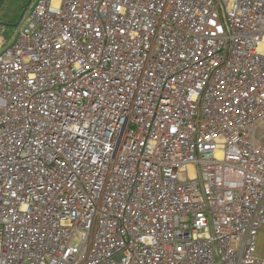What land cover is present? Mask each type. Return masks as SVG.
Instances as JSON below:
<instances>
[{
    "label": "built area",
    "instance_id": "obj_1",
    "mask_svg": "<svg viewBox=\"0 0 264 264\" xmlns=\"http://www.w3.org/2000/svg\"><path fill=\"white\" fill-rule=\"evenodd\" d=\"M262 124L264 0H37L0 56V264H264Z\"/></svg>",
    "mask_w": 264,
    "mask_h": 264
},
{
    "label": "rangeland",
    "instance_id": "obj_2",
    "mask_svg": "<svg viewBox=\"0 0 264 264\" xmlns=\"http://www.w3.org/2000/svg\"><path fill=\"white\" fill-rule=\"evenodd\" d=\"M37 0H34L31 7L28 9L24 19L21 21V23L18 26H15L13 28H8V27H3L1 30L2 32L0 33V56L9 48L11 47L17 40L18 38V34L20 32V30L22 29L23 23L25 22V18L27 16V14L29 13V11H31V9L33 8V5L35 4ZM23 4V0H17L16 4H14L13 6V10L14 9H18L20 6H22ZM223 9H221L222 11ZM23 13V12H22ZM22 16V14H21ZM21 16L19 17L18 23L21 19ZM223 18L225 19V17L223 16ZM17 23V24H18ZM15 24V25H17Z\"/></svg>",
    "mask_w": 264,
    "mask_h": 264
},
{
    "label": "trees",
    "instance_id": "obj_3",
    "mask_svg": "<svg viewBox=\"0 0 264 264\" xmlns=\"http://www.w3.org/2000/svg\"><path fill=\"white\" fill-rule=\"evenodd\" d=\"M17 0H5L1 10H0V23H4L5 25L0 24V33L2 32L3 27L13 28L18 23L19 17L24 11L29 0H23L22 6H20L17 10H13L14 4H16Z\"/></svg>",
    "mask_w": 264,
    "mask_h": 264
},
{
    "label": "crops",
    "instance_id": "obj_4",
    "mask_svg": "<svg viewBox=\"0 0 264 264\" xmlns=\"http://www.w3.org/2000/svg\"><path fill=\"white\" fill-rule=\"evenodd\" d=\"M258 141L264 144V124L260 125L258 130ZM258 254L264 258V227L260 230L259 241H258Z\"/></svg>",
    "mask_w": 264,
    "mask_h": 264
},
{
    "label": "water",
    "instance_id": "obj_5",
    "mask_svg": "<svg viewBox=\"0 0 264 264\" xmlns=\"http://www.w3.org/2000/svg\"><path fill=\"white\" fill-rule=\"evenodd\" d=\"M33 1L34 0H29V2L27 3V5H26V7H25V9H24V11L22 13L21 19H20L19 23L16 26H18L21 23V21L24 19L25 15H26L28 9L31 7ZM4 2H5V0H0V10H1ZM0 24L5 25L4 23H0Z\"/></svg>",
    "mask_w": 264,
    "mask_h": 264
}]
</instances>
